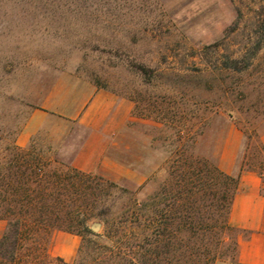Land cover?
<instances>
[{"label":"rangeland","instance_id":"obj_1","mask_svg":"<svg viewBox=\"0 0 264 264\" xmlns=\"http://www.w3.org/2000/svg\"><path fill=\"white\" fill-rule=\"evenodd\" d=\"M259 39L264 0H0V160L10 159L7 148L41 110L47 117L29 145L50 149L66 163L86 144L102 145L103 164L83 172L132 191L153 177L144 191L149 194L168 177L161 168L172 160L177 132L200 133L202 117L232 109L239 121L215 118L196 150L201 157L217 152L220 164L227 142L228 155L239 140L241 169L247 146L264 135V48L245 72L218 71L227 57L254 52ZM83 83L131 106L100 142L89 127L48 110L73 105ZM241 126L253 132L251 141ZM98 224L90 225L94 230ZM6 225L0 220V239ZM42 234L25 241L23 255L31 264H75L86 257L79 236L55 229L47 238ZM60 234L80 242L68 263L53 255ZM241 234L237 229L225 236ZM236 262L231 246L215 264Z\"/></svg>","mask_w":264,"mask_h":264},{"label":"trees","instance_id":"obj_2","mask_svg":"<svg viewBox=\"0 0 264 264\" xmlns=\"http://www.w3.org/2000/svg\"><path fill=\"white\" fill-rule=\"evenodd\" d=\"M263 48L259 39L254 52L227 57L218 73L245 72ZM226 116L239 121L231 109L217 110L198 123L204 130L215 118L223 121ZM203 130L183 136L177 132L169 151L172 160L161 168L168 177L149 194L144 191L153 177L132 191L79 170L74 160L51 157L50 149L16 143L8 147L10 159L0 160V220L7 224L0 239V264H31L23 255L25 241L41 239V232L47 238L53 229L82 239L80 253L86 250V257L78 256L75 264L88 263L89 257L90 264H215L227 247L238 254V238L225 235L237 230L229 217L239 178L221 170L217 152L197 154L206 138ZM241 131L251 141L253 132L244 126ZM257 137L252 148L247 146L241 172L264 178V144ZM94 220L103 226L102 233L92 229Z\"/></svg>","mask_w":264,"mask_h":264},{"label":"crops","instance_id":"obj_3","mask_svg":"<svg viewBox=\"0 0 264 264\" xmlns=\"http://www.w3.org/2000/svg\"><path fill=\"white\" fill-rule=\"evenodd\" d=\"M78 86V98L73 105L48 110L89 127L93 139L100 142L110 125L131 106L90 83ZM47 114L36 110L31 115L17 138L16 144L19 147L26 148L29 145L32 136L43 126ZM262 141L264 144V135ZM228 143L219 165L226 174L239 178L238 190L229 217L230 225L243 233L238 237L235 264H264V178L257 172H241L237 163L241 143L237 140L227 155ZM104 153L102 145L91 147L86 144L77 155L74 166L81 171H91L99 163L103 164L101 161L104 160ZM79 243L77 236L60 234L53 247V255L68 263L75 258Z\"/></svg>","mask_w":264,"mask_h":264},{"label":"water","instance_id":"obj_4","mask_svg":"<svg viewBox=\"0 0 264 264\" xmlns=\"http://www.w3.org/2000/svg\"><path fill=\"white\" fill-rule=\"evenodd\" d=\"M98 228H99V226H98V225H96V226L94 227V230H98Z\"/></svg>","mask_w":264,"mask_h":264}]
</instances>
